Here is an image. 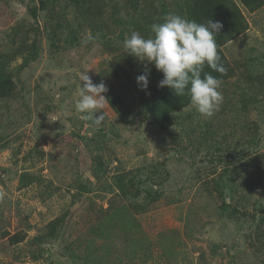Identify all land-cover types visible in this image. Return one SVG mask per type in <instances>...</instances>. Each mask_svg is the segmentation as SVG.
<instances>
[{"label":"rangeland","instance_id":"obj_1","mask_svg":"<svg viewBox=\"0 0 264 264\" xmlns=\"http://www.w3.org/2000/svg\"><path fill=\"white\" fill-rule=\"evenodd\" d=\"M234 2L248 28L221 47L234 76L219 110L178 105L161 129L135 86L146 67L163 74L123 42L185 0H0L14 82L0 97V264H264V5ZM85 72L124 100L120 112L103 102L100 125L75 109Z\"/></svg>","mask_w":264,"mask_h":264},{"label":"clouds","instance_id":"obj_2","mask_svg":"<svg viewBox=\"0 0 264 264\" xmlns=\"http://www.w3.org/2000/svg\"><path fill=\"white\" fill-rule=\"evenodd\" d=\"M152 35L145 38L133 31L123 44L126 52L140 62L153 64L163 74L158 87H168L176 96L189 95L192 105L205 117H211L219 110L223 95L219 90L222 81L209 73H201L205 64L212 70L226 74L227 69L221 63L218 54L216 36L222 29L219 21L208 19L198 23L185 16L172 14L162 23L151 26ZM97 37L89 31L82 39V44L95 42ZM83 87L79 88V99L75 104L77 112L100 125L104 115L100 112L103 102L107 101L108 89L101 83H93L87 73L80 77ZM141 90H146L149 83V69L136 77Z\"/></svg>","mask_w":264,"mask_h":264},{"label":"trees","instance_id":"obj_3","mask_svg":"<svg viewBox=\"0 0 264 264\" xmlns=\"http://www.w3.org/2000/svg\"><path fill=\"white\" fill-rule=\"evenodd\" d=\"M69 1L74 5L81 4V0H79V3L75 2L74 0ZM240 2L249 11L257 10L262 5H264V0H240ZM136 6L138 7L136 12L139 15L142 14V7H140L137 3ZM74 10L75 13L78 14L79 18L87 17L86 12L84 10L81 11L79 6ZM159 16L162 17L163 15L161 16V13H159ZM181 16H185L190 20H195L198 23H204L208 19H211L214 22L219 21L222 24L223 27L216 36V42L218 45V54L221 57V63L227 69V72L226 74L222 75L212 70L209 66H207V64H205L201 76L203 78L204 73H209L212 76L219 78L221 81L233 77L234 72L227 64L226 59L221 52V47L241 35L248 28L247 22L234 0H185L184 13L182 12ZM146 20H144V18L139 19L143 26L138 28H135L137 24L132 21L133 27L135 28L134 30L141 32L144 36L150 34V26L155 23L150 17L146 18ZM163 21L164 18L156 21V23H162ZM132 24L129 22L131 27ZM33 34L35 38L30 45H27L25 40H22L21 42L22 51L26 53L23 66L38 56L39 44L36 36L38 35V28L33 29L32 35ZM8 63L9 62H7L6 58H0V97L3 95L10 96V94L14 91V82L12 77L11 75H7L5 73ZM153 77L154 76L151 74L146 90H141L140 87L134 83L136 85L135 90L138 100L145 108V115H147L158 127L161 129H166L169 120V113L176 110L178 105L181 106L182 104L191 103V100L190 96L187 94L176 97L174 94L169 93L170 89H166V86L163 88L158 87V83H156L157 81L154 80ZM106 87L108 91L107 93L103 94L107 99L106 102L108 103L109 107L114 110V112H120L123 108H125L124 100L114 88L113 84H108ZM95 164V168L102 166L101 160H97ZM255 173V180L259 181L262 173L259 169ZM18 236L20 235L12 236L11 242H20L22 238H18Z\"/></svg>","mask_w":264,"mask_h":264}]
</instances>
